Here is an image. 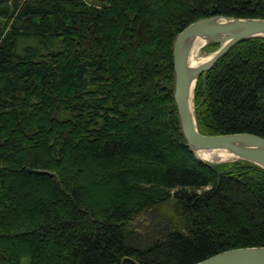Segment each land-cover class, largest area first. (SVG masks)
I'll return each instance as SVG.
<instances>
[{
  "label": "trees",
  "instance_id": "obj_1",
  "mask_svg": "<svg viewBox=\"0 0 264 264\" xmlns=\"http://www.w3.org/2000/svg\"><path fill=\"white\" fill-rule=\"evenodd\" d=\"M211 15L264 17V0H0V264L264 246V169L197 157L174 98V39ZM195 113L203 133L264 137V37L200 77ZM171 199L142 239L132 221Z\"/></svg>",
  "mask_w": 264,
  "mask_h": 264
},
{
  "label": "water",
  "instance_id": "obj_2",
  "mask_svg": "<svg viewBox=\"0 0 264 264\" xmlns=\"http://www.w3.org/2000/svg\"><path fill=\"white\" fill-rule=\"evenodd\" d=\"M256 37H264V17L211 15L187 25L174 40V98L187 145L197 156L199 152L231 155L230 159L211 162L247 160L264 169L263 136L250 132L203 133L195 113V91L200 77L235 45ZM198 39H204L205 45L219 43V47L206 60L192 65L191 53ZM193 264H264V246L230 248Z\"/></svg>",
  "mask_w": 264,
  "mask_h": 264
},
{
  "label": "rangeland",
  "instance_id": "obj_3",
  "mask_svg": "<svg viewBox=\"0 0 264 264\" xmlns=\"http://www.w3.org/2000/svg\"><path fill=\"white\" fill-rule=\"evenodd\" d=\"M210 45L211 43L203 46L200 49L199 54L201 57L209 56L219 47V46L212 47ZM222 162H226V161H222ZM172 204H173V199L157 206V208L154 210L151 209L148 212V214H145L142 217H137L132 221V225L138 227L139 230L142 232V235L144 236V237L142 236L143 237L142 239H145V241H147L150 240L151 239L150 237H152L154 234L156 235L161 233L163 228L168 223L167 220H165V218L168 217L167 214L170 215L172 213Z\"/></svg>",
  "mask_w": 264,
  "mask_h": 264
},
{
  "label": "bare ground",
  "instance_id": "obj_4",
  "mask_svg": "<svg viewBox=\"0 0 264 264\" xmlns=\"http://www.w3.org/2000/svg\"><path fill=\"white\" fill-rule=\"evenodd\" d=\"M205 40L204 39H198L194 45V49L191 53V63L192 65H197L201 62H203L204 60H206L209 56L206 57H201L199 54L200 49L205 45ZM179 114V113H178ZM231 155L229 154H217L214 152H199L198 156L199 158L209 161V160H216V159H230ZM203 260V259H202Z\"/></svg>",
  "mask_w": 264,
  "mask_h": 264
}]
</instances>
